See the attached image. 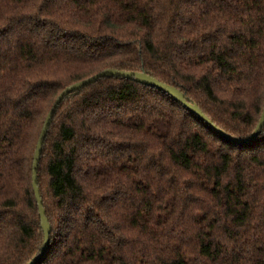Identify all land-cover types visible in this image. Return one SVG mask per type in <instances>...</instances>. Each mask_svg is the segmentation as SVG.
I'll return each mask as SVG.
<instances>
[{
  "label": "trees",
  "instance_id": "1",
  "mask_svg": "<svg viewBox=\"0 0 264 264\" xmlns=\"http://www.w3.org/2000/svg\"><path fill=\"white\" fill-rule=\"evenodd\" d=\"M103 70L179 90L246 138L264 107V0H0V264L43 245L32 162L56 97ZM36 264H264V126L234 143L170 94L102 77L42 145Z\"/></svg>",
  "mask_w": 264,
  "mask_h": 264
},
{
  "label": "water",
  "instance_id": "2",
  "mask_svg": "<svg viewBox=\"0 0 264 264\" xmlns=\"http://www.w3.org/2000/svg\"><path fill=\"white\" fill-rule=\"evenodd\" d=\"M102 77H121V78H126V79H133L137 82H142L146 83L148 85H151L153 87H156L158 90L164 91L168 94H170L175 100H177L183 107H185L190 113L198 117L200 120H202L206 125H208L213 131H215L217 134H219L221 137L230 140L234 143L238 144H246L254 141L256 137L259 135L261 132L262 127L264 126V107L262 109L260 118L258 120V123L255 127V129L252 131V133L246 137V138H237L234 136H231L224 131H222L220 128H218L216 125H214L211 120L200 110V108L193 104L188 102L184 95L177 90L176 88L166 85L160 81H158L155 78H152L148 75H145L143 73H137V72H127V71H117V70H103L95 75H92L86 79H83L79 82H76L72 84L71 86L65 88L59 95L56 97L53 105L51 106L50 110L48 111L44 122L43 126L41 128L34 155H33V162H32V188L33 192L35 195L37 207H38V214L41 220V225L43 229V245L39 251V253L34 256L27 264H36V262L44 255L46 250L48 249L49 246V241H50V234H51V228L49 225V222L45 216L44 208L42 206V200L40 197V192L38 189V179H37V172H38V165L40 162V155L42 151V145L44 142V139L46 137L48 128L50 126V123L52 121V118L57 110L58 105L60 102L63 100L65 96L68 94L78 91L81 88H83L86 85H89L93 82H95L97 79L102 78Z\"/></svg>",
  "mask_w": 264,
  "mask_h": 264
}]
</instances>
